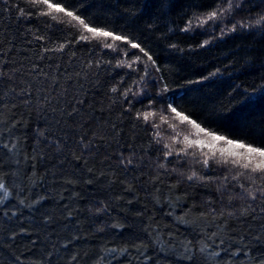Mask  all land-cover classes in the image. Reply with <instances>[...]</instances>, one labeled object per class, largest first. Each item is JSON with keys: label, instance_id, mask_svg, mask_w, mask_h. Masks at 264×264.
<instances>
[{"label": "trees", "instance_id": "obj_1", "mask_svg": "<svg viewBox=\"0 0 264 264\" xmlns=\"http://www.w3.org/2000/svg\"><path fill=\"white\" fill-rule=\"evenodd\" d=\"M217 2L168 0V6L161 9L160 0H68L69 4L83 3L80 11L92 17V20L85 17L87 22L106 26L140 43L155 65L139 49H131L128 56L139 53L147 62L144 75L143 63L133 65L136 71L116 67L117 58L122 55L119 50L103 48L95 40L77 42L81 34L78 27L37 15L45 10L43 6L28 0H9L5 5L0 0V69L4 73L0 85L4 90L11 85L19 92L33 83L36 79L33 65L39 66L36 72L43 68L49 74L59 65L58 76L67 70L73 74L70 85L79 81L75 88L69 87L67 104L61 100L57 105L54 100L47 108L26 107L13 95L7 101L8 107L2 109L0 139L6 142L18 139L21 149L16 179L11 174L16 165L11 164L6 150L0 148V158L5 161L4 179L9 183L15 179L14 189L24 186L15 191L17 199L42 194L48 198L35 216L15 200L0 209H19L23 213L7 222L0 215V240L21 226L18 220L29 228V234L17 235L14 245H5L0 257L7 260V252L19 256L21 264H40L46 253L52 252L54 264H197L198 256L192 261L178 258L182 254L178 241L187 237L195 244L197 229L176 223L175 217L187 214L204 228L212 218L203 220L198 214L208 212L209 204L217 209L222 207V201L227 205L228 193L218 190L219 181L201 184L186 179L190 168L200 171L201 165H191L187 158L175 154L165 160L163 153L167 149L163 144L173 143L170 125L177 126L180 139L189 134L185 129L192 132L190 125L174 119L168 104L172 103L206 128L264 146V99L253 104L246 101V94H253L254 89L257 90L254 95L260 96V86L264 84V30L237 27L235 32L221 38L220 21L194 26L188 32L181 30L193 14L206 13ZM17 6L24 9L25 15H19ZM262 13L264 0H242L223 23L230 27L236 21L255 19ZM61 18L68 20L62 14ZM37 36L45 40H38ZM204 40L210 43L200 47ZM62 42L67 43L62 52L43 51ZM116 43L120 48L129 47ZM109 60L110 64L106 62ZM89 62L93 65L91 69L87 67ZM77 72L82 75L75 76ZM141 76L143 83L133 87L137 94L129 93L125 99L122 91ZM113 87L120 91L113 93ZM79 89L83 104L76 105L78 111L74 115H62L61 106L70 111L72 98ZM12 102L17 107L12 108ZM138 112L155 115L149 116L145 123L143 116L136 118ZM162 116L168 118V123L162 122ZM13 122L15 128H11ZM153 124L160 127L154 128ZM157 131L163 137L159 144L153 139ZM39 132L44 136H39ZM94 135V146L82 148L81 137L87 142ZM53 140L64 145L62 154L50 143ZM121 159L125 163L132 159L133 163L125 167ZM161 163H166L167 171L159 167ZM32 165H35L34 187L27 178L33 172ZM172 168L179 171L172 172ZM224 171L212 166L202 174L218 177ZM45 214L52 217L50 225L33 227L42 223ZM260 223L251 217L229 219L228 229L233 230L232 235L251 234L249 230H257ZM169 234L175 249L168 243ZM154 240H159V245ZM110 248H126L127 252L108 255ZM258 250L264 251L253 248L254 252ZM241 259L242 255L236 258Z\"/></svg>", "mask_w": 264, "mask_h": 264}, {"label": "snow or ice", "instance_id": "obj_2", "mask_svg": "<svg viewBox=\"0 0 264 264\" xmlns=\"http://www.w3.org/2000/svg\"><path fill=\"white\" fill-rule=\"evenodd\" d=\"M5 5H8L9 0H2ZM29 3L33 5H41L45 10H41L37 13L40 16H47L52 21L57 23H66L73 27H78L81 30V34L77 38V42H91L93 40L101 43L103 48L111 49L112 51L119 50L121 52V57L117 58L116 67H127L133 71L136 69L133 67L136 63H143L144 68L142 71L144 75H147V62L139 55L143 53L144 57H147V61H152L155 65V61L152 60V56L141 47L140 43L135 42L130 39L127 35L118 34L113 30H109L106 26H101L95 22L89 23L87 20H92V17L89 13L81 12L80 9L84 6L83 3L69 4L68 0H28ZM242 0H218L217 4L211 8V10L200 15L193 14L186 23L185 26L181 29L182 31L188 32L193 29V27H203L209 22L220 21V37L223 38L224 35L235 32L237 27L241 30L245 28H257L264 30V13L260 14L258 18L236 21L228 25L224 24L223 21L232 16L234 8H239ZM67 5V6H66ZM168 6V0H160L159 7L165 9ZM18 13L20 16L25 15L23 8L17 6ZM30 14V13H29ZM67 17L68 20L64 21L61 18ZM76 22V24H72ZM195 22V23H194ZM215 28V24L212 25ZM85 33L90 35H85ZM38 40H45L43 36H37ZM111 41L110 43L108 41ZM116 42H122L127 44L128 48H120ZM210 43L209 40H204L201 42L200 47H206ZM67 43H59L55 47L49 48L45 47L44 52H62ZM176 47V45H172ZM131 49H139V53H133L131 58H129L128 53ZM44 57H41L43 59ZM111 63V60L106 61ZM100 61L96 62V66L99 67ZM92 63L89 62L87 67L92 68ZM39 66L33 65V71L36 73V79L33 83L26 84L22 87L19 92L14 86L9 85L7 90H4L3 85H0V115H2V109L8 107L7 101L15 97L19 98V102L26 107H38V108H47L55 100L57 105H60L61 100L68 103L67 93L69 87H76V81L74 84H69V81L73 79L72 73L65 72L60 73L59 76V65L56 66V71L49 74V72L44 71L43 68H39V71L36 72ZM158 70V69H157ZM219 71V70H217ZM4 75L3 70L0 69V77ZM82 73L77 72L75 76L80 77ZM212 75H215L213 73ZM43 77V79H40ZM11 79V77H9ZM208 79V77H205ZM143 83V76L138 80L133 82V85L126 87L122 91V95L125 99L128 98L129 93L136 95V92H133V87ZM79 89L77 94L72 98V108L69 111L66 107L61 106V114L72 116L78 109L77 104H83V100L79 98ZM167 87H165V91ZM113 93L120 91V89L113 87L111 89ZM257 91L253 90V94H246V101L248 104H253L258 100L264 99V84L260 86V96H255L254 93ZM12 108L17 107L16 102H12ZM168 109L171 113L174 114V119L179 121L180 124L190 125L191 129L194 130V137L190 134L183 135V138L180 139L181 133L176 131V125H170L173 134L170 139L173 143H164L163 148L167 149L164 151L163 155L165 160L168 157L173 156L174 154L177 157L187 158L186 162L191 165H201L202 168L198 171L195 167L190 168L189 174H187L186 179L188 181H196L201 184H209L212 182L219 181L218 190L222 193H228V204L223 205L217 209L212 207L209 204L208 212H200L198 216L200 219L207 220L211 216V223L207 224L204 228H200L198 223L195 220H192L187 214L175 217L176 223L183 224L185 227H195L197 229V236L195 237V244L193 240L187 237L178 241L181 246V256L179 259L192 261L198 256L197 264H264V251H253V248L264 249V146L259 144H253L245 142L240 138H230L226 134L219 133L211 128H206L202 126L200 122H197L195 119H192L187 114L178 111L177 107H174L172 103L168 104ZM55 111V109H53ZM155 113H137L136 118L140 119L143 116L145 123L148 122L149 116H154ZM162 122L168 123L167 117H161ZM3 121L0 120V123ZM16 123L13 122L11 128H15ZM154 128H159L160 125L153 124ZM11 128L9 132H11ZM2 135V134H0ZM39 136H44L43 132L38 133ZM13 136L15 134L13 133ZM96 139L95 135L92 140L85 142L83 137H81V146L84 149H89L94 146V140ZM153 139L156 143H160L163 137L159 131L153 133ZM45 142L48 143L47 137H45ZM50 143L55 145L56 152L62 154L64 151V145L59 140H53ZM180 144L181 147L176 148L174 145ZM0 148L6 150L5 155L8 157L11 164L16 165L12 169V175L19 178V164L20 160L17 158L19 151V140L15 139L12 141L6 142L5 140L0 139ZM37 151L36 149L33 150ZM41 158H43V153H40ZM27 160V157H25ZM35 159V156H33ZM178 163L181 161H177ZM4 159L0 158V209L7 207L10 201H16L21 208L27 209L30 214L33 216L40 211V207L43 205L44 200L48 197L46 195H40L38 197L25 199L23 197L17 199L15 191L23 189V185H20L18 188L14 189L16 180L14 179L12 183H9L4 179ZM121 164L130 165L133 163L132 159H128L125 163L124 159H121ZM212 166L216 168H224L225 171L220 176H211L202 174L203 171L209 170ZM161 169L167 171L166 163H161L159 165ZM33 172L27 178L29 183L35 186V165H32ZM172 172L179 171L176 168L171 169ZM27 175V174H26ZM55 172L52 173V176L55 177ZM183 175V173H181ZM159 175L157 176V179ZM43 181H41L42 183ZM66 183H72L71 180H66ZM91 181H89L90 183ZM231 189V192H229ZM239 189V191H237ZM234 200L243 201V203L237 204L234 203ZM172 214L171 212L169 213ZM0 215L5 218V222L10 220L12 217H17L18 215H23L19 209H13L11 211H0ZM227 217V219H226ZM251 217L253 221L259 220V228L255 231L243 232L240 235H232V231L228 229V220L235 219L240 220L241 218L247 219ZM52 217L50 214H45L41 217V224H34L33 227H43L45 225H50ZM220 223H217V221ZM18 223L21 225L19 228H13L11 234L5 237L3 240H0V252L5 251V245H14L17 235L29 234V228L23 226V221L18 220ZM207 228H212V231H208ZM102 230V229H101ZM171 235L169 234V244L173 249L176 245L171 243ZM78 239L79 237H74ZM154 243L159 245V240H154ZM233 245H236L234 248ZM251 245V247H250ZM67 247V243L63 245ZM127 252L126 248H110L107 250L108 255L116 253L118 255H124ZM8 259L4 260L3 257H0V264H21V258L19 256L12 255L11 253H5ZM54 253H46L44 260L40 264H54L52 261V256ZM243 256V259L236 260L237 257ZM73 260L76 259L75 256L72 257ZM103 260V257L100 258ZM147 259V258H146Z\"/></svg>", "mask_w": 264, "mask_h": 264}, {"label": "rangeland", "instance_id": "obj_3", "mask_svg": "<svg viewBox=\"0 0 264 264\" xmlns=\"http://www.w3.org/2000/svg\"><path fill=\"white\" fill-rule=\"evenodd\" d=\"M185 131H187L189 134L191 133L194 137V130L193 129H191L192 132H190L188 129H185Z\"/></svg>", "mask_w": 264, "mask_h": 264}]
</instances>
